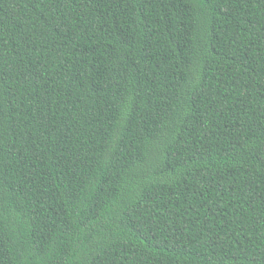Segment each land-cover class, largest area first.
Wrapping results in <instances>:
<instances>
[{"label":"trees","instance_id":"obj_1","mask_svg":"<svg viewBox=\"0 0 264 264\" xmlns=\"http://www.w3.org/2000/svg\"><path fill=\"white\" fill-rule=\"evenodd\" d=\"M0 264H264V0H0Z\"/></svg>","mask_w":264,"mask_h":264}]
</instances>
